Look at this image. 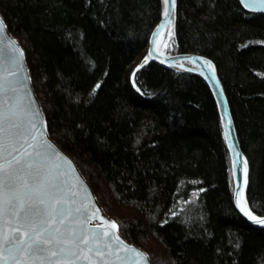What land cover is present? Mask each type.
Returning <instances> with one entry per match:
<instances>
[{
  "label": "trees",
  "instance_id": "16d2710c",
  "mask_svg": "<svg viewBox=\"0 0 264 264\" xmlns=\"http://www.w3.org/2000/svg\"><path fill=\"white\" fill-rule=\"evenodd\" d=\"M164 9V0H0L48 134L122 236L154 264H264V227L233 202L209 84L148 58ZM172 18L171 41L157 50L196 53L217 72L246 159L247 208L263 217L264 12L239 0H175Z\"/></svg>",
  "mask_w": 264,
  "mask_h": 264
},
{
  "label": "water",
  "instance_id": "95a60500",
  "mask_svg": "<svg viewBox=\"0 0 264 264\" xmlns=\"http://www.w3.org/2000/svg\"><path fill=\"white\" fill-rule=\"evenodd\" d=\"M239 1L248 10L264 12V10H261L264 9V4L261 3V0ZM174 10L175 7L170 11V15L167 18L163 13L161 21L152 29L146 46L148 58L161 66H177L181 69L198 73L209 84L219 107L224 137H226L230 152L232 178L234 181L233 202L238 213L248 220L251 225L258 229L264 227V225L256 224L250 220L237 205L238 193L241 194L242 201L246 200L247 183L244 184V162L246 159L242 148H240L233 116L217 72L212 67H208L205 64V59L196 53L169 55L160 53L157 50L162 33L172 22ZM0 20L3 21L1 15ZM21 53L23 54L21 55ZM146 61L147 59H143L142 63ZM0 83L4 85L3 90L0 91V106L9 113L11 117L10 124L19 126L13 127V131L23 133V136L15 138L16 147L20 149V152L27 149L33 153L30 158L34 162V168L31 170L32 175L28 176L26 169L21 174L26 176L29 184H35L45 179L56 184L57 187L51 189V191L63 197L67 201L63 207L71 210V216L65 221V226L61 231L70 227L74 230L76 237L86 236L89 239V244H83L80 240H76L78 247L74 250L77 255L69 259L73 260L75 264H137V262L139 264H153L146 252L122 236L118 226L116 229L108 226L113 221L109 219L100 207L93 189L90 188L73 158L48 134L46 119L41 110L40 101H38L33 89L23 49L10 34L4 21L2 27H0ZM24 141L27 142L25 143ZM47 145L52 147L49 148ZM37 152L41 154L39 157L36 156ZM57 153L60 159L56 158ZM18 155L19 153L14 151L3 153V157H6L7 161H12ZM28 159V157H25V160ZM5 162L4 158H0V164ZM13 167L19 171L23 168V164L13 165ZM244 206L247 208V203ZM77 209H80V211H77ZM258 218L264 219V216ZM14 226L12 224L8 227ZM4 229L5 226L0 221V231ZM105 233H111L112 235H104ZM116 237L119 238L122 244L117 243ZM64 239L68 247L73 246L71 239L67 235ZM105 244L110 245L113 253L120 248L119 257L115 254L107 255L108 250L105 249ZM97 246L101 251L105 252L103 257L96 254ZM89 247L92 248L91 252L88 251ZM123 247L141 253L142 257L135 256L132 251L124 252L122 250ZM57 259L63 258L53 257L51 261H45V264H55Z\"/></svg>",
  "mask_w": 264,
  "mask_h": 264
},
{
  "label": "snow or ice",
  "instance_id": "6c2138e0",
  "mask_svg": "<svg viewBox=\"0 0 264 264\" xmlns=\"http://www.w3.org/2000/svg\"><path fill=\"white\" fill-rule=\"evenodd\" d=\"M261 3L264 4V0H261ZM174 7L175 0H170V2L165 0L164 15L166 18L169 17L170 11ZM2 25L3 21L0 20V27ZM205 64L211 67L206 61ZM3 88V83H0V91ZM10 119L9 113L0 106V158H4L6 161L0 164V221L5 226V229L0 231V264H45V261H51L53 257L63 258L57 259L55 264H75L69 258L77 255L74 250L78 247L76 240H80L83 244H89V239L86 236L76 237L74 230L70 227L61 231L65 226V221L71 216V210L63 207L67 203L63 197L51 191V189L57 187L56 184L46 179L35 184H29L26 176L21 174L26 169L27 175H32L31 170L34 168V162L30 158L33 153L27 149L20 152V149L16 147L15 138L23 136V133L13 131V127L19 126L10 124ZM47 147L51 148L52 146L47 145ZM9 151L17 152L19 155L14 157L12 161H7V158L3 157V153ZM40 155L39 152L36 153L37 157ZM25 157L29 159L25 160ZM56 158L60 159L58 153ZM21 164H23L22 169L19 171L14 169L13 165ZM246 183L245 161L244 184ZM245 204L246 200L242 201L241 194L238 193L237 205L241 208V211L254 223L264 225V219L254 216L244 206ZM77 211H80V209H77ZM12 224L15 226L8 227ZM108 226L112 229L117 228L114 222ZM66 235L71 239L72 247L66 245L64 239ZM104 235L112 234L105 233ZM116 240L118 244H122L118 237H116ZM105 249L108 250L107 255L115 254L119 257L120 248L113 253L110 245L105 244ZM122 250L124 252L132 251L135 256L142 257L141 253L127 247H123ZM88 251L91 252L92 248L89 247ZM96 254L103 257L105 252L97 246Z\"/></svg>",
  "mask_w": 264,
  "mask_h": 264
},
{
  "label": "rangeland",
  "instance_id": "374dc122",
  "mask_svg": "<svg viewBox=\"0 0 264 264\" xmlns=\"http://www.w3.org/2000/svg\"><path fill=\"white\" fill-rule=\"evenodd\" d=\"M173 23L171 24H169L168 26H167V28H166V30L162 33V35H161V37H160V39H159V43H158V45L157 46H159V45H166V44H168L170 41H171V37H172V34H173ZM69 155V154H68ZM71 156V155H70ZM84 177V176H83ZM87 180V179H86ZM87 182H88V180H87ZM88 184H89V182H88ZM89 186H90V184H89ZM90 188H91V186H90ZM93 189V188H92ZM93 192H94V190H93ZM95 194V193H94ZM95 197H96V195H95ZM96 199H97V197H96ZM97 201H98V203H99V205H100V207L102 208V206H101V204H100V202H99V200L97 199ZM103 209V208H102ZM104 210V212H105V214L109 217V219L110 220H112L113 222H115L116 224H117V221L115 220V219H113L107 212H106V210L105 209H103ZM117 226H118V224H117ZM118 230H119V227H118ZM121 233V232H120ZM135 244V243H134ZM136 245V244H135ZM137 246V245H136ZM139 246V245H138ZM137 246V247H138ZM140 247V246H139ZM149 247L151 248V251H153V253L156 255V256H158L159 257V252L158 251H156V250H158L157 248H159L158 247V245L157 244H154V241H151L150 243H149ZM144 252H146L147 253V255H148V257L150 258V256H149V253L144 249V248H142V247H140ZM150 260H151V258H150ZM159 260V259H158ZM152 262V261H151ZM160 262V264H168V263H163V262H161V261H159ZM153 264H154V262H153Z\"/></svg>",
  "mask_w": 264,
  "mask_h": 264
}]
</instances>
